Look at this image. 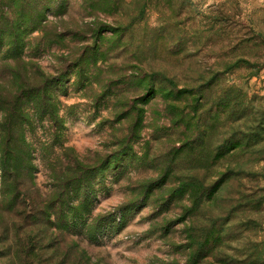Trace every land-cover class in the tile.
<instances>
[{
  "label": "rangeland",
  "instance_id": "obj_1",
  "mask_svg": "<svg viewBox=\"0 0 264 264\" xmlns=\"http://www.w3.org/2000/svg\"><path fill=\"white\" fill-rule=\"evenodd\" d=\"M0 264H264V0H0Z\"/></svg>",
  "mask_w": 264,
  "mask_h": 264
},
{
  "label": "trees",
  "instance_id": "obj_2",
  "mask_svg": "<svg viewBox=\"0 0 264 264\" xmlns=\"http://www.w3.org/2000/svg\"><path fill=\"white\" fill-rule=\"evenodd\" d=\"M87 203H88V202H87V199H86V204H83V205H86V206H87ZM88 205H89V203H88ZM72 215H73V214H72ZM73 216H74V215H73ZM79 217L81 218L82 216L79 215ZM84 225H85V224H84Z\"/></svg>",
  "mask_w": 264,
  "mask_h": 264
}]
</instances>
